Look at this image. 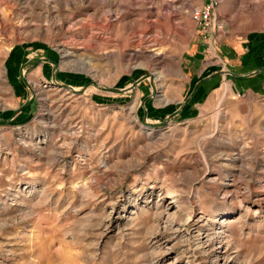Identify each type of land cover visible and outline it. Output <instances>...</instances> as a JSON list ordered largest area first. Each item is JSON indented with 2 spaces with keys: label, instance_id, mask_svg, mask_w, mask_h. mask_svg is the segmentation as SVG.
<instances>
[{
  "label": "rangeland",
  "instance_id": "1",
  "mask_svg": "<svg viewBox=\"0 0 264 264\" xmlns=\"http://www.w3.org/2000/svg\"><path fill=\"white\" fill-rule=\"evenodd\" d=\"M0 264H264V0H0Z\"/></svg>",
  "mask_w": 264,
  "mask_h": 264
},
{
  "label": "built area",
  "instance_id": "2",
  "mask_svg": "<svg viewBox=\"0 0 264 264\" xmlns=\"http://www.w3.org/2000/svg\"><path fill=\"white\" fill-rule=\"evenodd\" d=\"M197 17L200 18V20L209 21L211 18V7L208 6L204 10L197 11Z\"/></svg>",
  "mask_w": 264,
  "mask_h": 264
},
{
  "label": "crops",
  "instance_id": "3",
  "mask_svg": "<svg viewBox=\"0 0 264 264\" xmlns=\"http://www.w3.org/2000/svg\"><path fill=\"white\" fill-rule=\"evenodd\" d=\"M222 47H224V46H222ZM213 73V74H212ZM211 74H209L208 75V79H209V77H212L213 76V78H211L210 80H208L207 82H206V88H209L210 86H212V84H214V83H212L213 82V80H214V75H216V74H218V73H215V72H212Z\"/></svg>",
  "mask_w": 264,
  "mask_h": 264
}]
</instances>
